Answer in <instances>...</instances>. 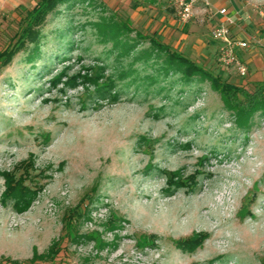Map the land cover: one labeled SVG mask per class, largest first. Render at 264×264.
<instances>
[{"label": "rangeland", "instance_id": "1", "mask_svg": "<svg viewBox=\"0 0 264 264\" xmlns=\"http://www.w3.org/2000/svg\"><path fill=\"white\" fill-rule=\"evenodd\" d=\"M35 2L0 0V51ZM208 2L182 23L174 0H66L38 26L37 50L0 64V264H264V114L240 127L209 81L164 72L147 41L127 47L135 33L113 28L126 20L251 91L264 80V0ZM221 7L248 40L236 50L246 76L216 61ZM30 155L25 184L39 191L18 213L1 173L18 176ZM173 172L181 186L169 187ZM199 232L195 249L177 245Z\"/></svg>", "mask_w": 264, "mask_h": 264}, {"label": "trees", "instance_id": "2", "mask_svg": "<svg viewBox=\"0 0 264 264\" xmlns=\"http://www.w3.org/2000/svg\"><path fill=\"white\" fill-rule=\"evenodd\" d=\"M66 0H36L35 4L25 11V15L19 22V31L15 33L12 41L7 47L0 51V64L2 66L7 65L12 60L13 56L21 49L26 50L28 44L33 43V49L37 50V40L39 37L38 26L44 22L48 13L54 10L57 5L63 3ZM114 31L118 34H126L128 32H134V41L124 38V45L134 48L136 45L143 41H147L149 44L148 54H153L155 60H159L161 68L164 72H174L180 75L184 80H195L196 78L201 81H209L211 87L219 93L223 101L224 106L232 110L237 116L240 127H244L249 116L260 111L264 114V80L257 82L253 90L248 89L224 81L220 76L213 74L209 70L203 68L201 65L186 57L181 52H178L159 40L155 35H148L140 31L133 30L126 20H118L113 24ZM125 46V47H126ZM29 55V54H28ZM32 55H29L31 58ZM84 78L80 74L74 75L68 79L69 84H75L77 79ZM86 78V77H85ZM60 80V76L56 81ZM96 80L93 82L96 83ZM114 81L112 77L106 78V83L102 87H98V90L103 87H113ZM34 167L33 155L25 161H21L15 168L16 170H22V173L16 176L13 171L2 172L4 177L5 189L2 192L1 200L5 202L7 199H14L13 208L18 213L25 212L39 191V188H30L25 184L27 173ZM178 173L173 172L172 177L168 181L169 187L181 186V182L174 177H177ZM113 225V224H112ZM111 225V226H112ZM151 237V236H150ZM204 236L194 235L184 240L177 241V245L183 250L195 249L203 240ZM59 248L57 243H52L48 254H51L52 259L58 254ZM45 255H39L34 253L32 260L45 259Z\"/></svg>", "mask_w": 264, "mask_h": 264}, {"label": "built area", "instance_id": "3", "mask_svg": "<svg viewBox=\"0 0 264 264\" xmlns=\"http://www.w3.org/2000/svg\"><path fill=\"white\" fill-rule=\"evenodd\" d=\"M197 3L209 5L208 0H174L178 20L182 23L189 22L194 17V7ZM216 13L222 16V20L213 25L209 32L210 38L219 43L216 61L224 68L233 67L239 76H246L248 68L237 59L236 50L248 48V40L232 37L231 28L235 21L225 7L217 9ZM260 44L264 48V42Z\"/></svg>", "mask_w": 264, "mask_h": 264}, {"label": "bare ground", "instance_id": "4", "mask_svg": "<svg viewBox=\"0 0 264 264\" xmlns=\"http://www.w3.org/2000/svg\"><path fill=\"white\" fill-rule=\"evenodd\" d=\"M167 190H169V188ZM210 199H211L210 196L209 197L207 196L206 198L205 197L202 198V200H198V201L196 200L197 202H196L195 208L193 207L194 209H193L192 218H191L193 220V222H194V220H196V221L199 220V218L201 217L200 215L203 214L202 212L207 209V206H208V203L210 202ZM176 216H178V214ZM177 218L178 217H175V221L177 220ZM197 234L201 235V236H204V238H205V236H207V233H205V232H199V233H196L195 235H197Z\"/></svg>", "mask_w": 264, "mask_h": 264}, {"label": "crops", "instance_id": "5", "mask_svg": "<svg viewBox=\"0 0 264 264\" xmlns=\"http://www.w3.org/2000/svg\"><path fill=\"white\" fill-rule=\"evenodd\" d=\"M152 1H155V4H159V3H161L162 2V0H152ZM229 12V14L232 16V14L230 13V11H228ZM219 16H221V15H219ZM233 17V16H232ZM234 18V17H233ZM222 20V16H221V18H220V21ZM219 21V22H220ZM167 44V43H166Z\"/></svg>", "mask_w": 264, "mask_h": 264}]
</instances>
